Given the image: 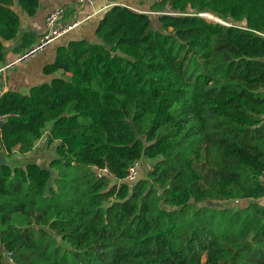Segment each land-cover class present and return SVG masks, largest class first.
<instances>
[{
  "label": "trees",
  "instance_id": "1",
  "mask_svg": "<svg viewBox=\"0 0 264 264\" xmlns=\"http://www.w3.org/2000/svg\"><path fill=\"white\" fill-rule=\"evenodd\" d=\"M117 1L0 95L7 157L56 142L50 168L0 166V264H264V0ZM15 5L41 0H0V64L26 49Z\"/></svg>",
  "mask_w": 264,
  "mask_h": 264
},
{
  "label": "crops",
  "instance_id": "2",
  "mask_svg": "<svg viewBox=\"0 0 264 264\" xmlns=\"http://www.w3.org/2000/svg\"><path fill=\"white\" fill-rule=\"evenodd\" d=\"M143 0H131L132 7L138 10H145L147 7ZM106 0H94L90 5L77 6L74 0H41V7L34 15H27L22 12V8L15 5L14 8L21 15L22 27L26 30L27 38L16 45L23 51L28 46L35 43L46 31V16L56 7L63 6L66 9L64 21L70 22L74 19L81 20V23L74 28L71 32L55 41L48 46L44 51L38 54L35 58L20 66L3 69V67L15 59L18 52L13 50L15 44H10V50L7 54L4 63L0 64V82L5 80L4 87L1 88V92L8 89H15L19 91H28L30 87L36 84L43 83L51 80L55 74H46L43 71L45 64L54 61L57 53V49L61 45L68 44L73 39H96V28L103 16V10ZM24 33V34H25ZM6 42V41H5ZM19 51V52H20ZM41 140L36 142L34 149L26 154L34 153L37 146L40 145ZM18 151L14 152V155H19Z\"/></svg>",
  "mask_w": 264,
  "mask_h": 264
},
{
  "label": "built area",
  "instance_id": "3",
  "mask_svg": "<svg viewBox=\"0 0 264 264\" xmlns=\"http://www.w3.org/2000/svg\"><path fill=\"white\" fill-rule=\"evenodd\" d=\"M77 6H85L90 5L94 2V0H74ZM122 4L117 0H106L104 8H107L112 5ZM66 9L63 6H59L53 8L46 16L45 24H46V31L44 34L32 45L27 47L22 53L16 56L15 59L8 62L3 69H8L14 67L18 64H24L35 58L38 54L44 51L48 46L53 44L58 39L62 38L69 32H71L74 28H76L80 23L81 20L74 19L70 22L64 21ZM207 13H202L201 15L205 16ZM218 20L226 25H233V22H227L218 18ZM237 24V23H236ZM239 24H244V22H239ZM140 167H141V160L137 159L132 162L128 168V172L124 180L129 182H135L140 178ZM96 175L99 178H103L106 175L114 177V173L109 169L108 166L104 167H96ZM259 180L264 188V168L261 171L259 176ZM121 180H119V183ZM7 260L11 264H17L13 259L12 255L8 252L7 253Z\"/></svg>",
  "mask_w": 264,
  "mask_h": 264
},
{
  "label": "rangeland",
  "instance_id": "4",
  "mask_svg": "<svg viewBox=\"0 0 264 264\" xmlns=\"http://www.w3.org/2000/svg\"><path fill=\"white\" fill-rule=\"evenodd\" d=\"M155 0H143L142 2H144V4H146L147 6H149L151 3H153ZM150 8L147 7V11ZM152 15L154 24L156 27H161L159 22H158V16L156 13L154 12H149ZM207 15V16H206ZM205 15V17L210 20V21H219L218 17L214 14L211 13H207ZM212 15V16H209ZM93 40V39H90ZM22 64H18V66H20ZM48 130L50 127H47ZM46 131L45 135L43 136V138L41 139L40 145L37 146V149L34 153L31 154H19V155H12L10 157V159L18 165H25L28 162H32L35 161L37 163H39L42 167L45 168H50V161L56 157V142H54L53 144H49L48 142V133L49 131ZM155 163V160H147V159H143L142 163H141V167H140V177L142 176H146L147 172L149 169L153 168V165ZM55 172V171H54ZM223 204V203H222ZM9 262V261H8ZM204 262H205V257H204ZM8 264H11L10 262Z\"/></svg>",
  "mask_w": 264,
  "mask_h": 264
},
{
  "label": "water",
  "instance_id": "5",
  "mask_svg": "<svg viewBox=\"0 0 264 264\" xmlns=\"http://www.w3.org/2000/svg\"><path fill=\"white\" fill-rule=\"evenodd\" d=\"M5 80H2L0 82V95L2 94L1 92V88L4 87L5 85ZM3 121H0V131H1V127H2ZM18 164H15L10 157H7L5 152L0 149V166H10V167H14L17 166Z\"/></svg>",
  "mask_w": 264,
  "mask_h": 264
},
{
  "label": "bare ground",
  "instance_id": "6",
  "mask_svg": "<svg viewBox=\"0 0 264 264\" xmlns=\"http://www.w3.org/2000/svg\"><path fill=\"white\" fill-rule=\"evenodd\" d=\"M207 16V15H206Z\"/></svg>",
  "mask_w": 264,
  "mask_h": 264
}]
</instances>
